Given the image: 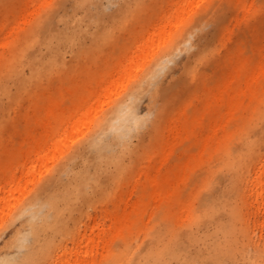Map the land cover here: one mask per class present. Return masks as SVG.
<instances>
[{
  "label": "rangeland",
  "instance_id": "1",
  "mask_svg": "<svg viewBox=\"0 0 264 264\" xmlns=\"http://www.w3.org/2000/svg\"><path fill=\"white\" fill-rule=\"evenodd\" d=\"M237 1L0 0V69L25 40L36 53L57 41L56 61L36 58L32 76L25 65L30 79L0 107V264H50L65 250L70 263L87 252L81 264H264V217L248 195L247 257L233 260L215 228L226 212L205 221L199 200L207 169L264 105V0ZM180 31L192 45L141 93L140 132L103 134L109 105ZM94 138L119 142V156L75 161Z\"/></svg>",
  "mask_w": 264,
  "mask_h": 264
},
{
  "label": "bare ground",
  "instance_id": "2",
  "mask_svg": "<svg viewBox=\"0 0 264 264\" xmlns=\"http://www.w3.org/2000/svg\"><path fill=\"white\" fill-rule=\"evenodd\" d=\"M222 1L223 0H213L212 4L219 6L223 3ZM239 1L240 0L237 2ZM56 12L57 10L55 13ZM52 16L53 14H49L44 21L36 22L34 25L37 26H35V28L34 26L31 27L30 33L34 35L37 31L35 34L37 35L41 31V25H51ZM210 16H215L216 20H221V12H219L218 9L217 11L214 9ZM202 20L203 19H200L198 21L199 25H196L197 27L200 28L202 26ZM188 34L189 33L180 31L172 36L165 47L153 56L146 69L136 76L134 83L125 89L116 100L109 105L107 111L97 122V127L102 130L103 134L110 128H119L122 136L134 134V132L139 131L138 126L143 123V118L139 115L137 110V102L141 93L151 83L156 81L158 74L167 66L174 54L191 47L192 44ZM217 35L218 34L213 35V41H215V36ZM77 36H73L70 31H67L61 37L69 39L72 45H80L81 43ZM53 37V35H48V37H46V42H48L49 46V50H47L46 53H36L34 51L32 46L34 40H32V42L25 40L17 46L14 53L15 59L13 55V57L10 56V58H12L5 66L6 68L9 65V69H0V107L3 108V98L5 97L6 100V97H8L12 84L16 86V91L20 92L23 83L30 79L25 71V65L29 66L28 72H30L32 76L34 75L33 64L36 58L41 60L44 59L48 62L56 61V48L51 45ZM52 44L57 45V41ZM206 45L207 42L203 43L195 53L197 55L201 54ZM2 115L3 110L0 108L1 119ZM259 126L260 130L257 132L256 128ZM247 130V133L241 134L237 139L240 146L226 149L215 165L207 169L203 177L204 188L206 190L199 199L204 214L203 219L205 221L209 220L213 212H219L220 210L221 212H226V215H223L224 217L219 221L220 223L221 221L223 222L221 224L219 223L215 228L217 234H219L218 239H221L222 242L225 241L232 260L235 259L237 255L247 257V250L249 247V233L246 224L243 223V214L240 213L239 210L242 200L248 195L249 202L251 206L254 207L255 213H261L264 217V153L260 154V148L264 147V105L257 110L256 119L255 121L249 122ZM252 130H255L254 137L248 135ZM118 144L119 142H112L108 139H90L86 149L83 150L85 153L79 151L74 153L73 157L75 161H86L88 159V152L93 151L94 159L98 167H102V163L111 162L119 156L120 148ZM93 188H95V184H93ZM2 202L3 198L0 197V203ZM10 210L11 208L5 212L6 215ZM1 213H3V209L0 207V214ZM91 233L92 230L90 233L83 235L81 240L87 241L91 239ZM173 241L179 248V246L184 244L183 234L178 235ZM70 253L69 250L62 251L50 261V264H81L87 252L81 254L80 257L72 263L64 259V257ZM30 254L31 252L27 255ZM185 264H189V262Z\"/></svg>",
  "mask_w": 264,
  "mask_h": 264
}]
</instances>
